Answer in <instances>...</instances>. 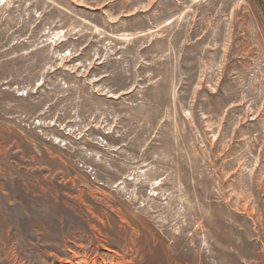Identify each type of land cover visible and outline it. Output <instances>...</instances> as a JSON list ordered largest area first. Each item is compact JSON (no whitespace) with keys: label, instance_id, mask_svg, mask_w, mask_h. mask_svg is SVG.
Returning a JSON list of instances; mask_svg holds the SVG:
<instances>
[{"label":"rangeland","instance_id":"obj_1","mask_svg":"<svg viewBox=\"0 0 264 264\" xmlns=\"http://www.w3.org/2000/svg\"><path fill=\"white\" fill-rule=\"evenodd\" d=\"M0 264H264V0H0Z\"/></svg>","mask_w":264,"mask_h":264}]
</instances>
